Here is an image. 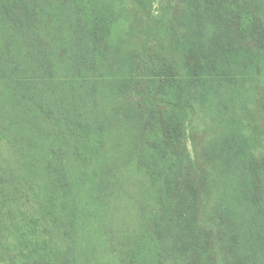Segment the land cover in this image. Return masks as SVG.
<instances>
[{
    "label": "trees",
    "instance_id": "trees-1",
    "mask_svg": "<svg viewBox=\"0 0 264 264\" xmlns=\"http://www.w3.org/2000/svg\"><path fill=\"white\" fill-rule=\"evenodd\" d=\"M156 2L0 0V264H264V0Z\"/></svg>",
    "mask_w": 264,
    "mask_h": 264
},
{
    "label": "rangeland",
    "instance_id": "rangeland-1",
    "mask_svg": "<svg viewBox=\"0 0 264 264\" xmlns=\"http://www.w3.org/2000/svg\"><path fill=\"white\" fill-rule=\"evenodd\" d=\"M161 0H157L154 7L158 8ZM138 184L132 187L130 195L140 197ZM144 198V197H142ZM134 202L140 203L137 199ZM136 208L133 206L124 218L114 217V220L110 217L104 218L102 211L96 218H92L93 223L89 228L95 230L98 228L97 239L94 237L89 240L90 234L88 231L80 229L79 233V251L78 257L80 264H124L121 258V251H124L128 246V242L131 241L136 235L135 230V213ZM95 221H97L95 223ZM89 235V236H88ZM113 249V250H112Z\"/></svg>",
    "mask_w": 264,
    "mask_h": 264
}]
</instances>
